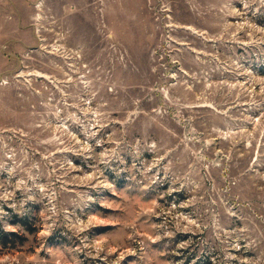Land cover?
Masks as SVG:
<instances>
[{"label":"rangeland","instance_id":"1","mask_svg":"<svg viewBox=\"0 0 264 264\" xmlns=\"http://www.w3.org/2000/svg\"><path fill=\"white\" fill-rule=\"evenodd\" d=\"M0 264H264V0H0Z\"/></svg>","mask_w":264,"mask_h":264},{"label":"trees","instance_id":"2","mask_svg":"<svg viewBox=\"0 0 264 264\" xmlns=\"http://www.w3.org/2000/svg\"><path fill=\"white\" fill-rule=\"evenodd\" d=\"M0 234H1V239H2V241L5 243V242L7 241V239H8V238H7V237H8L7 234L4 233V232H1Z\"/></svg>","mask_w":264,"mask_h":264}]
</instances>
